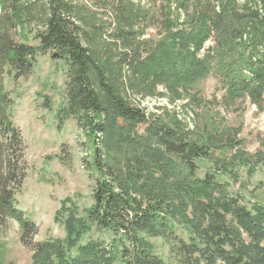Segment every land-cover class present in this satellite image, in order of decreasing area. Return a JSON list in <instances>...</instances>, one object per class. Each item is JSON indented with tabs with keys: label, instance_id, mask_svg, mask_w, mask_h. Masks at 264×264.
<instances>
[{
	"label": "trees",
	"instance_id": "trees-1",
	"mask_svg": "<svg viewBox=\"0 0 264 264\" xmlns=\"http://www.w3.org/2000/svg\"><path fill=\"white\" fill-rule=\"evenodd\" d=\"M68 1L6 0L9 23L37 25L34 9L45 18L35 36L38 47L0 38V66L18 77L31 71L40 52L56 51L67 61L70 107L93 145L87 162L96 183L93 204L84 217L73 208L64 220L65 240L35 242L38 226L17 202L27 177V146L0 102V231L19 224L21 244L33 251L31 264H264V205L256 201L248 208L241 195L264 171V151L251 153L242 142L223 134L220 140L211 130L196 136L176 117L147 114L107 73L113 66L126 68L138 76L139 87L163 86L171 104L182 100L172 92L213 73L227 102L249 99L264 113V0H152L159 4L161 38L135 45V34L123 29L118 37L128 50L106 66L85 45ZM123 12L126 25L147 17L145 8ZM208 41L214 46L207 48ZM260 191L264 180L252 192ZM156 237L170 244L167 260L150 242Z\"/></svg>",
	"mask_w": 264,
	"mask_h": 264
},
{
	"label": "rangeland",
	"instance_id": "rangeland-1",
	"mask_svg": "<svg viewBox=\"0 0 264 264\" xmlns=\"http://www.w3.org/2000/svg\"><path fill=\"white\" fill-rule=\"evenodd\" d=\"M142 1L143 4H138V0L134 4H118V0L68 1V8L81 28L85 45L101 66L118 62L128 50V45L118 37L123 29L125 33L131 31L135 34V45L143 40L159 39L163 35V32H159V17L156 15L159 4L154 5L155 1L152 0ZM5 2L0 0V38L14 45L27 43L38 47L35 36L43 29L44 13L40 11L38 14L34 9L37 25L23 21L9 23L10 15L4 17L5 10H8ZM125 8L136 12L145 8L146 20L134 21L132 25L123 24ZM151 9L152 14H149ZM129 25L131 27L127 28ZM209 46H214V43L208 41L206 47ZM146 52L142 48L143 56ZM55 55L56 51L47 54L40 52L33 60L31 71L18 77L17 72L7 65L0 66V102L21 131L27 146V177L17 202L19 208L38 226L37 243L50 239L65 240L64 220L74 207L77 208L78 217L85 216V211L93 204L96 187L94 172L87 167L93 145L78 118L80 114L70 107L69 65L65 59ZM107 73L116 89L134 106L144 108L147 114H156L165 120L176 117L196 136H203L204 130H211L220 140H223V134L230 140L242 142L243 147L251 153L264 151V113L249 99L227 102L223 84L213 73L194 87L172 92L174 96L182 97L176 104H171L168 90L163 86L159 85L155 90L145 89L146 84L140 82L142 86L139 87L138 76L126 68L113 66ZM94 80L95 89L101 93L95 77ZM143 129H139L140 132ZM202 165L198 172L201 177L207 163ZM263 180L264 171L258 172L250 180L248 189L241 193L244 196L242 204L248 208L256 201L264 205V191L257 195L252 192ZM237 190L238 187L234 189L235 192ZM178 228L183 232L182 227ZM93 236L97 238L98 235L93 232ZM150 242L155 252L167 260L170 246L167 239L156 237L151 238ZM32 256L33 251L20 242L19 224L11 223L7 230L0 231V259L5 264H31Z\"/></svg>",
	"mask_w": 264,
	"mask_h": 264
},
{
	"label": "water",
	"instance_id": "water-1",
	"mask_svg": "<svg viewBox=\"0 0 264 264\" xmlns=\"http://www.w3.org/2000/svg\"><path fill=\"white\" fill-rule=\"evenodd\" d=\"M55 56H57V55H55Z\"/></svg>",
	"mask_w": 264,
	"mask_h": 264
}]
</instances>
